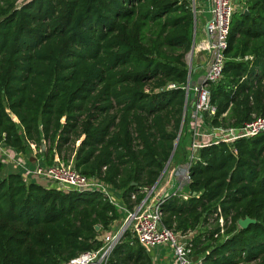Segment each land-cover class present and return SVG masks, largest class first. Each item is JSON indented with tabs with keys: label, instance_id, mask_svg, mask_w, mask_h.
I'll use <instances>...</instances> for the list:
<instances>
[{
	"label": "trees",
	"instance_id": "obj_1",
	"mask_svg": "<svg viewBox=\"0 0 264 264\" xmlns=\"http://www.w3.org/2000/svg\"><path fill=\"white\" fill-rule=\"evenodd\" d=\"M244 9L233 16L222 79L210 87L215 126L264 117V0H244ZM193 27L191 0H0V140L17 151L45 142L47 165L72 159L133 210L187 132ZM198 158L191 197L165 201L164 225L194 234L201 264H264V134ZM247 217L257 222L242 229ZM121 219L103 193L9 174L0 179V264H68L100 249ZM107 264L153 261L128 229Z\"/></svg>",
	"mask_w": 264,
	"mask_h": 264
},
{
	"label": "built area",
	"instance_id": "obj_2",
	"mask_svg": "<svg viewBox=\"0 0 264 264\" xmlns=\"http://www.w3.org/2000/svg\"><path fill=\"white\" fill-rule=\"evenodd\" d=\"M207 2L209 17L205 18L200 37H198L196 19L198 13L200 14L202 11L198 0H193L192 3L194 40L192 49L186 56L189 68L188 81L186 85L182 86V89L186 91V113L188 112L189 117L190 141L188 160L185 164L179 165L175 173L180 180L178 187H173L170 192L159 193L157 182L156 185L145 190L147 195L142 203L133 210H129L121 200V194L111 185L98 177L81 175L76 171L74 164H66L57 156L56 162L52 165L37 163L32 168L20 163L21 171L27 177L48 180L51 187L55 186L67 192L103 193L114 206L125 214L124 227L105 233V237L102 239L103 246L100 249L81 253L68 264H107L114 247L128 229L149 253L160 246H165L172 252L173 264H201V260L198 258L195 261L192 254V237H189L192 234L182 236L167 228L163 223L162 206L168 198L173 196L184 199L191 197L189 189L191 166L194 161L199 159L200 150L212 145H233L240 139H251L264 134V117H256L239 128L212 124L217 108L211 102L210 87L218 83L223 76L227 62L226 51L231 24L233 16L238 11V0H207ZM202 3L205 5L204 1ZM176 88L175 84L168 86V89ZM30 145L36 148L35 145ZM10 148L12 147L8 146L5 140L0 141V157L3 160L13 159ZM38 152L40 154L43 150L40 149Z\"/></svg>",
	"mask_w": 264,
	"mask_h": 264
},
{
	"label": "crops",
	"instance_id": "obj_3",
	"mask_svg": "<svg viewBox=\"0 0 264 264\" xmlns=\"http://www.w3.org/2000/svg\"><path fill=\"white\" fill-rule=\"evenodd\" d=\"M241 2H243V5H244V0H238V5H237L238 9H239L240 5L242 4ZM242 11H244V8L242 9ZM202 31H203V26H202L200 35H202ZM200 35L198 37H200ZM199 72H200V70L198 71V73ZM189 109H190L189 110V113H190L191 107ZM188 128H189V121H188ZM10 154L13 157L12 160H6V159L3 160L0 157V160L4 164V169L0 173V179L7 177L9 174H21V175H23V177L27 183H37V184L45 186V187H51L50 181L45 180V179H36V178L27 177L21 171L20 163H24V165H29V167H32V168H34L35 164H37V163H39L41 165L47 164L45 157L40 155L36 148H34L32 145H30L28 147L27 151H17L15 149L10 148ZM55 162H56V157L54 156L53 164ZM69 163L74 164V161L71 159L69 161ZM181 163H178V162L176 164L173 163L174 165L172 164V166H170L171 163L167 164L166 171L165 172L163 171L164 172L163 176L161 177V179H159V181L157 183V185H158L157 191L159 193L170 192V190L173 187L179 186L180 180H179V178L176 177L175 173H176L178 166L181 165ZM120 221L121 220L115 222L114 224L120 223ZM114 224H113V226H114ZM114 229H117L116 225L114 226ZM113 231H115V230H112V228H111V230L108 231L107 233L113 232ZM150 254L152 257L153 264H173L174 263L172 252L165 246L158 247L157 249L152 251Z\"/></svg>",
	"mask_w": 264,
	"mask_h": 264
},
{
	"label": "rangeland",
	"instance_id": "obj_4",
	"mask_svg": "<svg viewBox=\"0 0 264 264\" xmlns=\"http://www.w3.org/2000/svg\"><path fill=\"white\" fill-rule=\"evenodd\" d=\"M199 1V4H200V8H201V13L199 14L198 13V15H197V19H196V24H197V28H198V33H199V35H200V33H201V29H202V26H203V24H204V21H205V18H208L209 17V13H208V9H209V7H208V2H207V0H198ZM202 1H204L205 2V5L202 3ZM193 3V0H191V4ZM242 3V4H241ZM240 4V7H239V9H238V11H242V9L244 8V5H243V2H241ZM245 10V9H244ZM189 129L190 128H188L187 127V132L183 135V139L181 140V143H180V146H179V148H178V150H177V153H176V156H175V159L173 160V158H172V160L171 161H173V163L174 164H176L177 162L178 163H181L182 161H184L186 158H187V156H186V151H188V147H189V141H190V132H189ZM180 140V139H179ZM79 143L80 142H77L76 143V146H78L79 145ZM179 143V142H178ZM177 147H178V145H177ZM68 156H66V158H67ZM69 160V159H68ZM62 162H64V163H66V164H71V163H69L67 160H61ZM171 161H170V163H171ZM173 163H171L170 164V166H172V164ZM173 164V165H174ZM120 211V213H121V215H122V219H121V221H120V223H116V224H114V226L116 225V227H117V229H121L122 227H124V216H125V214L123 213V211L122 210H119ZM114 226L112 227V230H117V229H114ZM105 235V234H104ZM102 236L101 237V239H104V237L105 236ZM193 236H194V234H192L191 236H189L190 238L192 237L193 238Z\"/></svg>",
	"mask_w": 264,
	"mask_h": 264
},
{
	"label": "water",
	"instance_id": "obj_5",
	"mask_svg": "<svg viewBox=\"0 0 264 264\" xmlns=\"http://www.w3.org/2000/svg\"><path fill=\"white\" fill-rule=\"evenodd\" d=\"M246 13L249 14L248 11H247ZM206 115H208V114H206ZM10 116H11L12 118H14V116H13L12 114H10ZM180 136H181V132H180V134H179V136H178V138H177V140H176V143H175L174 150H173V152H172V155H171L170 161L172 160V158H173V156H174V154H175V152H176V149H177V145H178V142H179ZM82 140H83V139H82ZM41 146H42V150L45 151V150H46V146H45V143H44V142L42 143ZM169 163H170V162H169ZM169 163H168V164H169ZM166 168H167V167H166ZM166 168H165L164 172L166 171ZM164 172H163V173H164ZM163 173H162L161 177L163 176ZM161 177H160V179H161ZM194 195H196V193H194ZM256 222H257V221H256L255 219H251V218L247 217V218H245V219H240L239 222H238V225H239L242 229H247L249 226H251V225H253V224H256ZM95 229H96L97 231H99V230H100V227H99V226H96ZM197 259H198V257H195V258H194L195 261H196Z\"/></svg>",
	"mask_w": 264,
	"mask_h": 264
}]
</instances>
